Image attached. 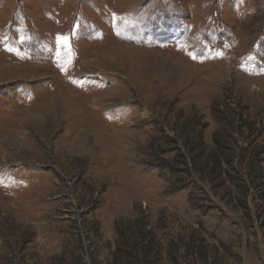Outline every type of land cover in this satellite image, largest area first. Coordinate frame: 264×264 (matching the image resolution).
Segmentation results:
<instances>
[{
	"label": "rangeland",
	"instance_id": "374dc122",
	"mask_svg": "<svg viewBox=\"0 0 264 264\" xmlns=\"http://www.w3.org/2000/svg\"><path fill=\"white\" fill-rule=\"evenodd\" d=\"M118 263L264 264V0H0V264Z\"/></svg>",
	"mask_w": 264,
	"mask_h": 264
},
{
	"label": "trees",
	"instance_id": "16d2710c",
	"mask_svg": "<svg viewBox=\"0 0 264 264\" xmlns=\"http://www.w3.org/2000/svg\"><path fill=\"white\" fill-rule=\"evenodd\" d=\"M133 242L130 244V247H129V251H131V254H130V258H132L133 260H139V254L140 251H141V246L140 245H143V256L145 255L146 258L147 256H151L152 254H155L156 252H154V247H155V244H154V241L153 239L151 238V233L150 234H147V235H143L141 237H138L136 236L135 238H133ZM118 254L121 253L119 251H117ZM119 264V263H118Z\"/></svg>",
	"mask_w": 264,
	"mask_h": 264
},
{
	"label": "snow or ice",
	"instance_id": "6c2138e0",
	"mask_svg": "<svg viewBox=\"0 0 264 264\" xmlns=\"http://www.w3.org/2000/svg\"><path fill=\"white\" fill-rule=\"evenodd\" d=\"M63 40H64L65 45H67V43H68L67 38H63Z\"/></svg>",
	"mask_w": 264,
	"mask_h": 264
}]
</instances>
